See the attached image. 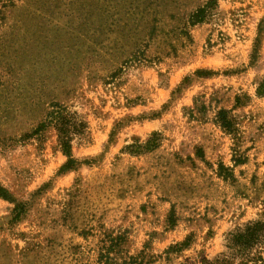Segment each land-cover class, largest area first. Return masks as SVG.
Instances as JSON below:
<instances>
[{"label":"rangeland","instance_id":"rangeland-1","mask_svg":"<svg viewBox=\"0 0 264 264\" xmlns=\"http://www.w3.org/2000/svg\"><path fill=\"white\" fill-rule=\"evenodd\" d=\"M262 79L264 0H0V264L213 261L264 211Z\"/></svg>","mask_w":264,"mask_h":264},{"label":"trees","instance_id":"trees-1","mask_svg":"<svg viewBox=\"0 0 264 264\" xmlns=\"http://www.w3.org/2000/svg\"><path fill=\"white\" fill-rule=\"evenodd\" d=\"M8 1V0H6ZM204 8L199 7L191 15V23L196 24L203 20ZM201 74H207L201 73ZM256 95L264 96V79L256 86ZM51 108L46 112L44 120L33 130V134L41 129L51 126L57 134V141L61 152L66 157L65 162L59 168V172H65L76 168L87 160L79 161L71 154L72 140L74 137L85 138L87 135V124L85 120L76 111L60 103L54 102ZM218 118L221 126L229 132H234L231 121L227 119L225 110L218 112ZM156 135V134H153ZM158 142L150 143V139L145 143L148 148L157 146ZM202 156V155H200ZM221 170L225 171L222 164H219ZM226 176V173H225ZM0 197L10 199L7 190L0 186ZM15 205L12 215L14 220L23 214V210H17ZM173 217H169V224L173 225ZM188 245L186 239L182 246ZM226 251L219 255L208 264H262L264 263V211L259 218L247 221L241 227L229 232L225 242ZM235 261L237 263H235Z\"/></svg>","mask_w":264,"mask_h":264}]
</instances>
